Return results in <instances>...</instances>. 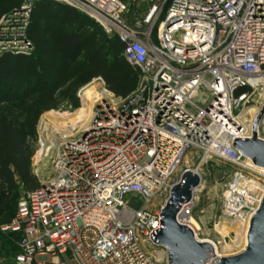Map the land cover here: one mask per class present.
Wrapping results in <instances>:
<instances>
[{
    "label": "built area",
    "instance_id": "2783aa9c",
    "mask_svg": "<svg viewBox=\"0 0 264 264\" xmlns=\"http://www.w3.org/2000/svg\"><path fill=\"white\" fill-rule=\"evenodd\" d=\"M55 1L117 36L141 80L123 99L105 88L91 115L77 124L38 127L40 157L52 159L53 176L19 200L2 228L22 234L16 264H173L151 234L161 228L162 208L195 153L232 166L223 223L237 228L235 237L248 225L247 244L264 196V168L234 141L252 135L255 119L245 121L243 114L254 103L255 87L264 86V0ZM139 1L151 5L144 10ZM34 2L25 0L13 16L11 35L25 37L29 47L21 51L34 49L26 37ZM196 189L177 221L214 246L206 262L214 264L246 244L234 253L217 252L221 240L211 239L194 216ZM128 194L139 196L142 208L130 206Z\"/></svg>",
    "mask_w": 264,
    "mask_h": 264
},
{
    "label": "trees",
    "instance_id": "16d2710c",
    "mask_svg": "<svg viewBox=\"0 0 264 264\" xmlns=\"http://www.w3.org/2000/svg\"><path fill=\"white\" fill-rule=\"evenodd\" d=\"M34 3L26 33L34 49L0 54V224L8 222L23 190L40 187L32 174L30 142L37 140L41 116L63 102L78 108L79 90L95 78L102 77L122 99L134 93L141 80L140 68L126 59L117 36L68 4ZM19 4L0 0V20ZM13 233L19 245L22 234Z\"/></svg>",
    "mask_w": 264,
    "mask_h": 264
},
{
    "label": "rangeland",
    "instance_id": "374dc122",
    "mask_svg": "<svg viewBox=\"0 0 264 264\" xmlns=\"http://www.w3.org/2000/svg\"><path fill=\"white\" fill-rule=\"evenodd\" d=\"M25 0H20V4L15 7L7 10L3 17L0 20V54L6 50L12 51H21L29 50V47L25 45L23 42L25 41L23 36L16 37L15 35H11V31L13 29V24L15 22L13 16L16 12V9H19ZM35 4L30 11V20L35 10ZM151 5V2L148 1H139L138 6L144 10L148 9ZM136 7L133 6L132 11H135ZM14 32V31H13ZM12 41L15 44H12ZM95 78L91 80L89 83L85 84V91L83 94V100L80 99V106L78 108H73L68 105L66 102H63L57 109H52L50 111L45 112L39 121L38 127L41 126L45 128L50 125H57L61 123L62 125H67L64 122H72L71 119H65L60 115L50 114L51 111H55L57 113H75L76 110L81 109L85 104V101L94 102V100L99 96L100 92H104L106 88L111 92L115 99H121L120 96H117L113 93L106 85L105 80ZM261 92H264L263 85L255 87L254 90V103L251 107L260 106L261 102L264 101L261 97ZM73 123V122H72ZM260 136L264 139V116L261 121L260 125ZM38 138V136H37ZM38 139L35 141L30 142L31 149L33 151V155L31 158V168L32 174L37 178L40 186L50 179L53 176V165L52 159L50 157H43L41 158L40 147L38 144ZM189 166L191 170L198 171L201 177V184L197 188L196 191V205L194 209V216L195 218L202 223V227L204 231L209 234V237L213 240H221L220 243L229 242L232 243L234 239L236 243L234 246L222 249L220 243V252L224 253H234L238 251V248L242 247L241 244L245 245L244 235L246 232V227H243L241 233L237 234L235 237V232L237 228H229L225 223H223L222 217V198L223 192L227 182L233 177V168L232 166L216 157H209L207 159H202V155L200 154L198 157L195 154H190L189 157ZM183 166L180 168L176 176L182 171ZM30 191L23 190L18 198L16 199L15 203L12 206V209L9 214L8 222L4 224H0V264H16L15 257L19 250L18 245V235L11 231H5L2 228L9 224L16 212L18 201L25 195H27ZM126 202L134 207V208H142L144 202L141 198L135 194H128L125 197ZM158 202V199H155ZM165 202V198H162L159 203L163 204ZM232 241V242H231ZM235 246H237L235 248Z\"/></svg>",
    "mask_w": 264,
    "mask_h": 264
},
{
    "label": "water",
    "instance_id": "95a60500",
    "mask_svg": "<svg viewBox=\"0 0 264 264\" xmlns=\"http://www.w3.org/2000/svg\"><path fill=\"white\" fill-rule=\"evenodd\" d=\"M264 116V101L252 125V135L237 138L234 146L244 156L264 168V139L260 136V125ZM201 184L199 173L188 169L182 182L175 184L161 212V228L151 234L153 240L166 246L170 263L206 264L215 254L214 246L207 241H198L190 227L177 221L182 204L190 201L194 190ZM214 264H264V196L251 217L247 233V244L238 253L221 256Z\"/></svg>",
    "mask_w": 264,
    "mask_h": 264
},
{
    "label": "bare ground",
    "instance_id": "6f19581e",
    "mask_svg": "<svg viewBox=\"0 0 264 264\" xmlns=\"http://www.w3.org/2000/svg\"><path fill=\"white\" fill-rule=\"evenodd\" d=\"M264 87V86H263ZM261 97L262 99H264V92H261ZM83 98V96H82ZM96 101V99L94 100V102ZM94 102H92V104L90 102H87L85 101V104L83 105V107L81 109H78L76 110L75 113H57V112H53L51 111L50 114H56V115H60L62 116L63 118L65 119H71V121L74 123V124H77L83 120H85L86 118H88L90 115H91V112H92V108H93V105H94ZM263 102H261V105L260 106H255L254 107H250L248 108L244 114H243V118L245 121H248V122H252L256 116L258 115L259 111H260V108L262 106ZM65 124H68L67 121L64 122ZM198 173V171H195ZM197 191V189H196ZM194 222L195 224L200 227V224L194 219ZM227 223V222H226ZM228 224V223H227ZM229 225V224H228ZM245 227H246V231H247V227L248 225L245 224ZM243 227L240 228V230L237 232V234L241 233ZM236 239V238H235ZM234 239V241L232 243H229V242H225V243H220V246L221 248L223 249H227V248H230L232 246L235 245L236 243V240ZM244 241H245V244H246V232H245V235H244ZM220 246L218 245V243H216V250L217 252L219 253L220 252Z\"/></svg>",
    "mask_w": 264,
    "mask_h": 264
}]
</instances>
